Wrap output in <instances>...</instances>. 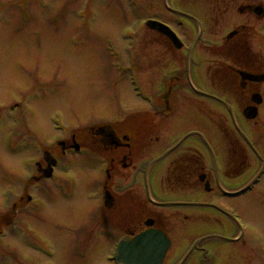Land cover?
Instances as JSON below:
<instances>
[{"label": "flooded vegetation", "instance_id": "af4514ba", "mask_svg": "<svg viewBox=\"0 0 264 264\" xmlns=\"http://www.w3.org/2000/svg\"><path fill=\"white\" fill-rule=\"evenodd\" d=\"M154 2L161 8L160 12L155 10V19L172 16L182 24L190 21L195 28L191 42L179 34L188 42L180 49L162 33L151 31L181 67L177 77L169 83L164 80L160 93L154 94L160 108L147 110L138 123L135 117L67 129L63 137L41 147L57 160L52 179L45 177L48 166L41 153L35 158L34 177L25 193L32 186L45 187L53 178L58 179L59 173L64 174L73 161L70 158L65 165L64 159L78 148L80 157L88 158L92 170L104 178L97 182L98 190L88 209L91 221L86 242L88 239L92 253L101 252L109 232L117 228L130 241L148 231L165 237L169 246L162 264H264V245L251 241L248 231L240 236L238 223L228 220L223 201L229 192L236 191L240 178L246 177L244 183L256 176L261 182L264 179V82L241 84V71L263 73V54L260 47L254 50L250 44L253 38L248 24L240 23L228 31L233 9L244 10L241 16H254L253 7L262 3ZM222 21L223 35L215 42L214 29ZM155 44L157 41L148 47ZM182 91L196 100L194 110L174 121L178 107L172 100L176 98L178 105ZM255 93L263 101L257 117L247 120L244 112L252 105ZM186 124H192L193 129L184 130ZM50 191L45 188L42 192ZM138 249L145 250V246ZM156 249H161V244Z\"/></svg>", "mask_w": 264, "mask_h": 264}, {"label": "rangeland", "instance_id": "374dc122", "mask_svg": "<svg viewBox=\"0 0 264 264\" xmlns=\"http://www.w3.org/2000/svg\"><path fill=\"white\" fill-rule=\"evenodd\" d=\"M133 1L141 7L134 8L131 0H0V264H111L105 258L122 234L119 229L109 232L101 252L92 253L88 239L86 242L92 204L86 194L104 178L92 170L88 158L69 154L64 163L72 158L75 166L70 164L72 171L65 176L59 173L65 182L61 191L57 183L49 185L55 195L33 188L30 193L37 197L35 207L24 210L22 204L27 199L23 193L34 177L32 165L37 155L35 145L26 146L34 140L47 145L52 138L63 137L55 131V118L62 117L71 129H79L160 108L149 107L143 95L159 94L164 78L168 75L169 83L180 69L156 39L157 34L142 23L161 8L154 0ZM162 19L177 28L172 16ZM184 23V29H177L191 42L195 28L190 21ZM218 23L215 42L225 29V21ZM240 23L249 25L253 38L250 44L254 50L260 47L264 59V20L249 14L241 16L233 9L228 31ZM131 35L136 38L134 46ZM156 41L149 49V44ZM114 64H119L122 72ZM123 70L137 74L138 93H134L130 76ZM182 93L178 105L176 98L172 100L178 107L174 121L194 110L196 100ZM14 104L22 106L21 127L12 123L13 112H7ZM192 129V124L184 127L186 131ZM21 140H27L25 145ZM95 164L98 168L97 161ZM245 178H240L235 190L248 184L243 182ZM22 196L25 200L21 203ZM223 201L228 211L242 216L248 238L264 245V179L247 196ZM15 220L18 222L11 226ZM75 245L81 257L76 256Z\"/></svg>", "mask_w": 264, "mask_h": 264}, {"label": "water", "instance_id": "95a60500", "mask_svg": "<svg viewBox=\"0 0 264 264\" xmlns=\"http://www.w3.org/2000/svg\"><path fill=\"white\" fill-rule=\"evenodd\" d=\"M258 12L260 13L261 16L264 15V10H263V9L260 8V9L258 10Z\"/></svg>", "mask_w": 264, "mask_h": 264}, {"label": "bare ground", "instance_id": "6f19581e", "mask_svg": "<svg viewBox=\"0 0 264 264\" xmlns=\"http://www.w3.org/2000/svg\"><path fill=\"white\" fill-rule=\"evenodd\" d=\"M20 126H21V124H20ZM254 189H255V188H254ZM254 189H253V190H254Z\"/></svg>", "mask_w": 264, "mask_h": 264}]
</instances>
